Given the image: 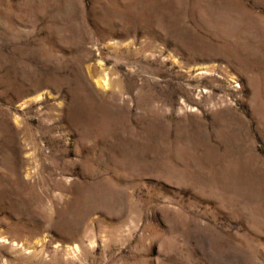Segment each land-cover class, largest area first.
<instances>
[{"label":"rangeland","instance_id":"obj_1","mask_svg":"<svg viewBox=\"0 0 264 264\" xmlns=\"http://www.w3.org/2000/svg\"><path fill=\"white\" fill-rule=\"evenodd\" d=\"M0 264H264V0H0Z\"/></svg>","mask_w":264,"mask_h":264},{"label":"bare ground","instance_id":"obj_2","mask_svg":"<svg viewBox=\"0 0 264 264\" xmlns=\"http://www.w3.org/2000/svg\"><path fill=\"white\" fill-rule=\"evenodd\" d=\"M103 85H106L105 83L102 82ZM108 85V84H107ZM106 88V87H105Z\"/></svg>","mask_w":264,"mask_h":264}]
</instances>
